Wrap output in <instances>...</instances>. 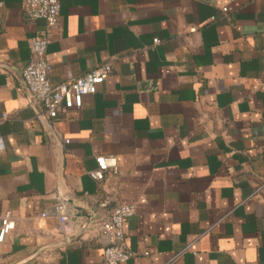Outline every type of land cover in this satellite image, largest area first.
Instances as JSON below:
<instances>
[{
	"label": "crops",
	"instance_id": "crops-1",
	"mask_svg": "<svg viewBox=\"0 0 264 264\" xmlns=\"http://www.w3.org/2000/svg\"><path fill=\"white\" fill-rule=\"evenodd\" d=\"M43 26L0 0V264H106L94 219L123 202L121 264H264V0H59L49 82L112 71L53 118L21 80Z\"/></svg>",
	"mask_w": 264,
	"mask_h": 264
},
{
	"label": "built area",
	"instance_id": "built-area-1",
	"mask_svg": "<svg viewBox=\"0 0 264 264\" xmlns=\"http://www.w3.org/2000/svg\"><path fill=\"white\" fill-rule=\"evenodd\" d=\"M22 2L28 16L32 20H43L44 26L29 40L33 59L21 70V80L31 101L41 106L48 117L53 118L66 109L79 107L84 96L95 93L97 86L111 73V63L102 62L80 76L69 74L62 82L51 84L48 79L50 64L46 59V48L51 32L58 26L59 0H22ZM95 161L97 169L89 172V176L93 179H101L103 172L108 168L113 172L116 171L114 158L97 156ZM108 205L106 199L97 203L98 208L101 209L107 208ZM64 207L62 198L53 206L61 222L67 221L63 214ZM133 214V205L123 202L111 205L106 214L94 219L95 225H98L108 236V242L102 249V258L106 264H121L129 258L124 225ZM40 216L45 217V212ZM13 227L11 214L6 211L0 217V242L6 239Z\"/></svg>",
	"mask_w": 264,
	"mask_h": 264
},
{
	"label": "water",
	"instance_id": "water-1",
	"mask_svg": "<svg viewBox=\"0 0 264 264\" xmlns=\"http://www.w3.org/2000/svg\"><path fill=\"white\" fill-rule=\"evenodd\" d=\"M77 211H79V213L81 214V213H83V215H85V217H86V219L87 220H91V216H88L85 212H83L81 209H78ZM85 213V214H84ZM90 220H89V222H90ZM92 221V223H93V220H91Z\"/></svg>",
	"mask_w": 264,
	"mask_h": 264
}]
</instances>
